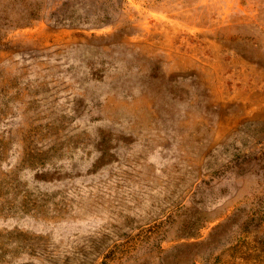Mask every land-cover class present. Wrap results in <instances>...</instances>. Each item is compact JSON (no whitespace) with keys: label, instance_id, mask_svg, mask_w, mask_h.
<instances>
[{"label":"rangeland","instance_id":"1","mask_svg":"<svg viewBox=\"0 0 264 264\" xmlns=\"http://www.w3.org/2000/svg\"><path fill=\"white\" fill-rule=\"evenodd\" d=\"M0 264H264V0H0Z\"/></svg>","mask_w":264,"mask_h":264}]
</instances>
